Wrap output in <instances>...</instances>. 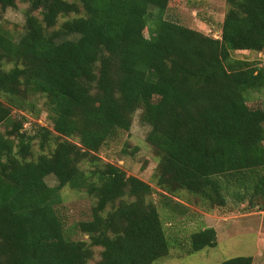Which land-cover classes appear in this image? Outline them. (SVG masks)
I'll return each instance as SVG.
<instances>
[{"label":"trees","instance_id":"obj_1","mask_svg":"<svg viewBox=\"0 0 264 264\" xmlns=\"http://www.w3.org/2000/svg\"><path fill=\"white\" fill-rule=\"evenodd\" d=\"M20 1L15 35L2 20ZM170 1L0 0V264H154L216 246L213 228L168 233L190 206L264 211V110L248 106L264 66L235 54L264 53V0H224L216 39L167 19ZM137 112L158 192L96 156ZM66 188L91 202L68 229Z\"/></svg>","mask_w":264,"mask_h":264},{"label":"rangeland","instance_id":"obj_2","mask_svg":"<svg viewBox=\"0 0 264 264\" xmlns=\"http://www.w3.org/2000/svg\"><path fill=\"white\" fill-rule=\"evenodd\" d=\"M27 8L28 4L20 1L16 8L7 9L2 20L3 27L12 34H21ZM225 11L224 0H171L168 5L167 19L216 39L220 35ZM0 25H2L1 22ZM235 54L241 59L261 60L264 66V53L255 55L248 52H237ZM248 106L254 109L260 107L264 110V90L261 93L252 94ZM14 114L25 116L28 123L24 128H30L33 122H36L42 127L52 129L45 113H41L37 121L31 117L29 112L14 111ZM139 114V112L136 113L128 133H123L118 142L102 149L96 156L105 163L119 167L127 176L149 184L155 192H158L152 182L157 160L145 142L150 128L140 123ZM125 144L128 148H125ZM134 148L137 152L132 155ZM124 149L126 153H122ZM45 182L49 187L57 185L52 176L47 177ZM157 194H154L153 201L158 205L162 216L164 213L160 208ZM61 197L63 202L57 207V211L67 229L76 222L89 219L91 202L83 193L66 188L62 190ZM204 210L206 209L190 206L189 214L176 217L171 225L167 226V230L169 234L175 236L174 239L182 240L191 233L210 226L216 231V246L181 258H177L179 254V247H177L175 253L173 252L166 259L154 264H219L237 257L262 258L264 254V211L257 208L248 209L245 204L231 207V211L215 209L206 212ZM81 238L79 232L72 236L74 240Z\"/></svg>","mask_w":264,"mask_h":264},{"label":"crops","instance_id":"obj_3","mask_svg":"<svg viewBox=\"0 0 264 264\" xmlns=\"http://www.w3.org/2000/svg\"><path fill=\"white\" fill-rule=\"evenodd\" d=\"M206 228H212V227L206 226V227H203L202 229H206ZM215 233H216V231H215ZM262 255H263L262 258H260V257H257V258L256 257H251L252 258V264H264V254H262Z\"/></svg>","mask_w":264,"mask_h":264}]
</instances>
